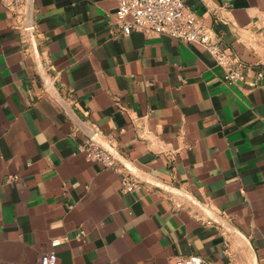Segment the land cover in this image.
Listing matches in <instances>:
<instances>
[{
  "label": "crops",
  "instance_id": "0c3cea01",
  "mask_svg": "<svg viewBox=\"0 0 264 264\" xmlns=\"http://www.w3.org/2000/svg\"><path fill=\"white\" fill-rule=\"evenodd\" d=\"M185 2L246 82L117 0H0V264H264V0Z\"/></svg>",
  "mask_w": 264,
  "mask_h": 264
},
{
  "label": "built area",
  "instance_id": "2783aa9c",
  "mask_svg": "<svg viewBox=\"0 0 264 264\" xmlns=\"http://www.w3.org/2000/svg\"><path fill=\"white\" fill-rule=\"evenodd\" d=\"M11 6H19L25 0H3ZM115 12L116 25L119 33L128 36L133 32L144 34H157L168 36L183 42L196 43L205 46L215 57L217 63L225 68V82L241 84L246 82V68L242 64L233 63L218 46L214 36L190 11L185 0H117ZM264 80V71L257 74L256 85ZM97 135V134H96ZM79 152L86 159L113 169L118 164L115 154L103 147L92 138L86 139L79 147ZM140 182L132 175H123L121 188L125 193L138 191ZM61 244L55 239L52 241L54 247ZM55 252L42 255L40 264H57ZM172 264H208V262L197 255L184 259L175 260Z\"/></svg>",
  "mask_w": 264,
  "mask_h": 264
},
{
  "label": "water",
  "instance_id": "95a60500",
  "mask_svg": "<svg viewBox=\"0 0 264 264\" xmlns=\"http://www.w3.org/2000/svg\"><path fill=\"white\" fill-rule=\"evenodd\" d=\"M28 1H30V0H28Z\"/></svg>",
  "mask_w": 264,
  "mask_h": 264
}]
</instances>
